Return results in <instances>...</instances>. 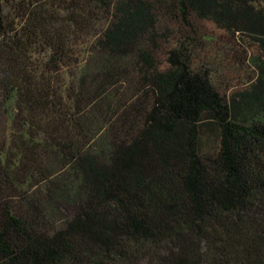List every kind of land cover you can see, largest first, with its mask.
<instances>
[{
    "label": "trees",
    "instance_id": "16d2710c",
    "mask_svg": "<svg viewBox=\"0 0 264 264\" xmlns=\"http://www.w3.org/2000/svg\"><path fill=\"white\" fill-rule=\"evenodd\" d=\"M0 264H264V0H0Z\"/></svg>",
    "mask_w": 264,
    "mask_h": 264
},
{
    "label": "rangeland",
    "instance_id": "374dc122",
    "mask_svg": "<svg viewBox=\"0 0 264 264\" xmlns=\"http://www.w3.org/2000/svg\"><path fill=\"white\" fill-rule=\"evenodd\" d=\"M248 69L243 66H230L228 67V78H233V82L243 81L248 73Z\"/></svg>",
    "mask_w": 264,
    "mask_h": 264
}]
</instances>
